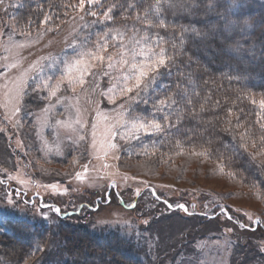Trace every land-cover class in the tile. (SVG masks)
<instances>
[{
    "label": "rangeland",
    "instance_id": "1",
    "mask_svg": "<svg viewBox=\"0 0 264 264\" xmlns=\"http://www.w3.org/2000/svg\"><path fill=\"white\" fill-rule=\"evenodd\" d=\"M23 1L0 3V222L7 216L29 221L27 227L52 222L56 236L57 229L68 223L67 243L82 237L84 232L78 228L82 225L92 233L111 234L141 247L157 264H234L239 249L251 242L259 255L243 264H264V231L259 228L261 221L264 224V191L260 187L245 186L221 162L198 152H179L155 162L157 151L136 152L134 143L156 132H134L130 126L123 127L122 120L117 124L119 135L112 140L116 148L105 155L99 144L97 149L91 147L93 123L98 125L99 141L105 125L117 123L121 112L130 110L132 116L144 118L132 107L146 92L133 100L118 96L116 103H110L103 93L115 80L102 75L99 67L85 76L83 85L70 84L65 76L56 97L42 86L45 79L54 85L68 61L92 48L99 34L114 27H102L95 18L89 21L86 7L56 25L29 30L14 17ZM121 31L126 32L127 43L134 33ZM155 41L151 37L149 44ZM161 46L165 47L162 42ZM113 51L110 45L105 55ZM21 81L23 95L18 101ZM14 106L20 109L15 114ZM77 109L87 123L84 140H78V133L69 127H78ZM97 112L102 114L99 120ZM256 159L264 169V155ZM181 204L187 212L178 207ZM55 208L61 210L59 214ZM189 219L194 222L190 229ZM184 228L188 230L183 232ZM181 236L184 240L175 243ZM52 249L56 247L45 250ZM0 261L6 263L2 254Z\"/></svg>",
    "mask_w": 264,
    "mask_h": 264
},
{
    "label": "trees",
    "instance_id": "2",
    "mask_svg": "<svg viewBox=\"0 0 264 264\" xmlns=\"http://www.w3.org/2000/svg\"><path fill=\"white\" fill-rule=\"evenodd\" d=\"M154 2L107 0L117 5H136L134 10L126 6L114 9L112 21L86 14L89 21L95 18L102 27L131 31L135 26L140 29L139 35H158L172 57L166 67L159 68L154 84L132 107L142 117L158 120L163 128L134 143V150L157 151L155 162L179 152L204 153L235 173L245 186H258L264 191V169L256 158L252 159L259 143L254 148L248 140H242L243 129L237 127L238 117L239 123L254 134L252 138L258 140L260 130L254 123L258 107L251 104L249 97H264V0H164L161 15L150 18L154 22L163 19L166 27L144 29L135 21V15H143ZM76 3L78 0H24L14 17L29 30H40L76 13L79 9L66 7ZM169 3L173 6L169 7ZM45 15L52 17L46 25L41 23ZM166 97L178 103L158 111L154 105ZM245 143L249 145L247 150ZM187 222L188 229L193 228V220ZM27 223L30 222L13 216L0 222L4 264H157L141 247L111 234L92 233L81 225L78 228L84 232L82 237L67 243L68 223L56 228L57 236L51 232L55 226L52 222L30 227ZM259 228L264 231L263 221ZM179 240L184 238L177 237L175 243ZM46 246L56 249L46 251ZM258 255L256 246L247 243L239 249L234 264L249 262Z\"/></svg>",
    "mask_w": 264,
    "mask_h": 264
},
{
    "label": "snow or ice",
    "instance_id": "3",
    "mask_svg": "<svg viewBox=\"0 0 264 264\" xmlns=\"http://www.w3.org/2000/svg\"><path fill=\"white\" fill-rule=\"evenodd\" d=\"M3 0H0L2 3ZM164 0H155L154 4L150 5L149 8L145 9L143 15L140 12H137L135 15V21L139 23L144 29H154L156 27H166L163 19H158L155 22L150 18L151 15L155 14L157 16L161 15L162 7ZM128 7L130 9H135L136 5L134 3L127 5H117L116 3H107V0H78V3L66 5V7H72L74 10L79 9V11L84 12L86 7L96 8L97 10H90L87 12L88 15L92 17H102L103 21H112L114 19L112 13L117 7ZM173 5L169 3V7ZM82 18V17H81ZM52 19L51 16L45 15L41 20V23L48 24ZM128 19V17H125ZM31 22L29 21V25ZM134 34L128 38L127 43L125 42L126 32H122L120 28H108L106 31L98 35V38L94 42L92 48H89L83 52L78 53L77 57L68 61L66 63L64 72L55 84H51L48 79L41 81V84L44 88L48 89L49 96L56 97L57 92L61 89L62 82L64 77L68 78L70 84H81L85 83V76L92 75V69L99 67L101 69L102 75L110 76L112 80H115V83L108 88L107 92L103 93L108 97L110 103H116L118 96H127L129 100L139 98L144 92H146L150 86L155 82L156 76L158 75V70L160 67H166L169 61L172 59L171 55L168 52V49L161 46V38L157 35L156 41L153 44H149L151 37L147 32L143 36L139 35L140 29H137L135 26L131 30ZM186 31V30H185ZM22 35H31L28 33H21ZM112 46L114 51L108 53L109 46ZM92 61L98 62V64L92 63ZM11 67H16L15 64ZM111 70V71H109ZM112 72H118V75H112ZM22 86L23 81H21L19 89L17 90V100L22 97ZM75 91V88H72ZM130 93H135L134 96H129ZM58 102H59V98ZM252 105L258 107V111L255 112L257 119L255 124L259 126L260 134L258 140L253 139V133L245 125L239 123V118L237 117V127L243 129L241 132V139L248 140L251 143L252 147H256L259 143V149L256 154L252 155V159L256 158V155H264V98L259 100L249 97ZM177 99L173 97H166L159 99L154 107L159 111L165 108H170L173 105L177 104ZM120 108H124V104L120 105ZM203 110V109H202ZM20 109L18 106H14L13 114L19 112ZM47 111V110H45ZM230 111V110H229ZM101 113L97 112V119L101 118ZM120 120L114 124H106L104 127V132L102 134V139L97 140V127L96 123L91 125V136L92 143L91 147L97 149L99 144V150L103 151L107 155L109 149L116 148L117 145L112 143V140L119 135V128L117 124L123 121L122 126L127 128L131 127L134 132L143 130L145 133H148L151 129L152 132H159L162 130L163 125L156 119L146 120L141 117L132 116L131 111L121 112ZM130 117V119L125 120L124 117ZM107 120V117H104ZM167 119L166 117L164 118ZM59 123H64L63 121ZM75 125L78 127L72 128L69 127L72 131L78 133V140H84L86 137L83 134L84 129L87 127V123L83 121L80 117V111L77 109V116L75 119ZM123 138V137H122ZM135 138L139 139V136ZM248 143H245L243 147L245 150L248 148ZM204 155V153H199ZM99 159V156H97ZM78 163V161H76ZM88 165H84L85 171H87ZM221 171H223V166H221ZM229 175L234 176L235 173H229ZM77 176L80 177V173H77ZM52 188H56V185H51ZM67 191V189H65ZM136 196L140 195V191L137 189L135 192ZM11 203V201H9ZM165 203H167L165 201ZM129 208L135 207L134 204H128ZM45 207H50L45 205ZM171 207V205H169ZM179 208L187 212V208L184 205H178ZM56 213H60L59 208H55ZM245 215H248L247 213ZM47 218V217H45ZM229 220L232 219L231 216L228 217ZM251 220L252 217L249 216ZM256 223H260L257 219ZM147 223V221H144ZM26 227V226H24ZM240 227H244L243 224ZM225 231H232L231 228H226Z\"/></svg>",
    "mask_w": 264,
    "mask_h": 264
}]
</instances>
